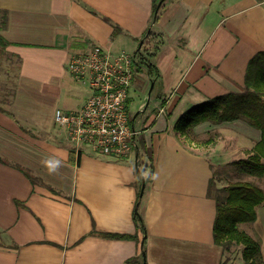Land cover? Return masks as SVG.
<instances>
[{
	"label": "crops",
	"instance_id": "0c3cea01",
	"mask_svg": "<svg viewBox=\"0 0 264 264\" xmlns=\"http://www.w3.org/2000/svg\"><path fill=\"white\" fill-rule=\"evenodd\" d=\"M152 2L0 0L8 42L0 60L17 65L0 77V264H244L213 242L208 184L218 168L252 153L260 131L235 120L179 136L173 125L194 105L243 91L248 61L264 52V0H162L155 17ZM148 31L159 36L150 58L158 79L144 69L130 88L134 152L116 159L83 147L71 163L53 113L81 109L90 90L80 89L68 62L93 45L133 54ZM46 161L59 162L55 172ZM148 165L144 184L150 171H139ZM256 213L244 232L259 242L264 264V203Z\"/></svg>",
	"mask_w": 264,
	"mask_h": 264
},
{
	"label": "trees",
	"instance_id": "16d2710c",
	"mask_svg": "<svg viewBox=\"0 0 264 264\" xmlns=\"http://www.w3.org/2000/svg\"><path fill=\"white\" fill-rule=\"evenodd\" d=\"M159 2H156V0L152 2L153 17L159 9ZM6 23L7 15L4 12L0 15V30L4 29ZM158 38L159 36L148 31L146 35L148 41L143 42L140 48L133 53L137 59L134 65L136 73H140L145 69L152 83L158 79L157 70L150 62V58L153 57L160 43ZM7 45L8 42L0 36V47ZM0 111L4 110L0 108ZM235 120H242L250 127L260 131V140L255 144L249 156L245 159L232 161L231 165L237 174L262 178L264 176V52H257L248 61L242 92L218 95L190 107L177 117L173 125V131L179 136H185L193 127L204 122L218 125ZM21 129L23 130V128ZM23 131L27 132L28 130ZM76 152L73 147L70 148L71 158L69 161L71 163ZM148 170L150 172L144 179V184L150 179L152 166L148 165L145 169L139 171V174L144 175ZM214 183V179H211L208 184V195L213 196L216 204L212 230L214 244L220 246L224 252L232 246H241V258L244 264H262L259 242L249 234L241 231L239 225L255 221L257 207L264 203L263 190L247 181L233 182L220 189H216ZM140 194L141 190L138 193V198H140ZM133 218L136 227L143 231L144 224L137 210ZM100 235L109 239L134 238L133 235L113 233H102ZM133 263V259L126 262V264Z\"/></svg>",
	"mask_w": 264,
	"mask_h": 264
},
{
	"label": "built area",
	"instance_id": "2783aa9c",
	"mask_svg": "<svg viewBox=\"0 0 264 264\" xmlns=\"http://www.w3.org/2000/svg\"><path fill=\"white\" fill-rule=\"evenodd\" d=\"M136 61L134 54H111L93 45L68 62L71 77L90 90L81 109H56L53 113L54 123L63 128L75 151L87 147L116 159L127 158L134 152L138 131L131 124L128 100L137 74Z\"/></svg>",
	"mask_w": 264,
	"mask_h": 264
},
{
	"label": "rangeland",
	"instance_id": "374dc122",
	"mask_svg": "<svg viewBox=\"0 0 264 264\" xmlns=\"http://www.w3.org/2000/svg\"><path fill=\"white\" fill-rule=\"evenodd\" d=\"M16 67H17V65L15 64V60H11V61L8 62V61L5 60L4 57H2V59L0 60V77H1V80L4 81L3 74L5 72V69H10L11 71H15ZM3 81H1V83H0L1 87L4 86V84H2ZM7 84L8 83H6V86L8 88L10 86V89H8L5 92H8V91L12 90L11 85L13 84V81L10 80V85L9 86ZM79 87H80L81 90H87V86L85 84L80 83ZM8 93H6V98L3 99L6 102L10 101V98L7 95ZM130 96H131V105H130V111H131L138 101H137V94L133 90L130 91ZM0 97H1V95H0ZM186 139H188V138H186ZM239 158L243 159V156H237L236 157V159H239ZM231 163L232 162L226 164V166L223 167L222 169H220V168L217 169V173L214 175V178H213L214 181H215V183H214L215 186H216V184H220L221 186L222 185L223 186H227L228 184L233 183V182H237V181H241V182L247 181V182H251V183H253V184L257 185V186L261 185V183H262L260 181L261 178L252 177V176L247 175V174H239V173L237 174L235 169L232 167ZM247 228H248V224H244V225L242 224V225L239 226V229L241 231H245L246 232ZM231 249H232V253H230L229 255H230V258L233 260V262H237V260H236L237 258H239V260H241L240 262H242L243 260H242V258H240L241 246H232L229 250H231Z\"/></svg>",
	"mask_w": 264,
	"mask_h": 264
},
{
	"label": "clouds",
	"instance_id": "9594fccd",
	"mask_svg": "<svg viewBox=\"0 0 264 264\" xmlns=\"http://www.w3.org/2000/svg\"><path fill=\"white\" fill-rule=\"evenodd\" d=\"M58 166H59V162H57V164L55 165L47 161L45 162V167L48 168L50 173L55 172Z\"/></svg>",
	"mask_w": 264,
	"mask_h": 264
},
{
	"label": "water",
	"instance_id": "95a60500",
	"mask_svg": "<svg viewBox=\"0 0 264 264\" xmlns=\"http://www.w3.org/2000/svg\"><path fill=\"white\" fill-rule=\"evenodd\" d=\"M162 0L158 3V6L161 4ZM141 46V45H140ZM153 84H151V88H152Z\"/></svg>",
	"mask_w": 264,
	"mask_h": 264
}]
</instances>
